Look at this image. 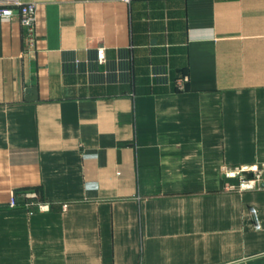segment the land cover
<instances>
[{"label":"crops","instance_id":"1","mask_svg":"<svg viewBox=\"0 0 264 264\" xmlns=\"http://www.w3.org/2000/svg\"><path fill=\"white\" fill-rule=\"evenodd\" d=\"M12 1L0 264H264V183L220 171L264 163V0Z\"/></svg>","mask_w":264,"mask_h":264},{"label":"built area","instance_id":"2","mask_svg":"<svg viewBox=\"0 0 264 264\" xmlns=\"http://www.w3.org/2000/svg\"><path fill=\"white\" fill-rule=\"evenodd\" d=\"M129 1V0H125ZM19 9V16L21 24L27 31L30 42H33L35 36V5H25L18 1H12L10 4L0 9V18L3 20H10L15 16L14 8ZM96 60L99 65L106 63V50L100 47L96 51ZM188 82V77H179L175 81L178 89L183 90L185 84ZM222 176L227 180H237V185L226 186L228 191H248L261 189L264 183V163L263 164H249V165H222L220 169ZM19 197L14 193L11 196L10 207H17L22 205L27 209H36L39 211H49L50 204L42 201L40 194L36 190H28L22 192ZM66 208V204L63 205Z\"/></svg>","mask_w":264,"mask_h":264}]
</instances>
